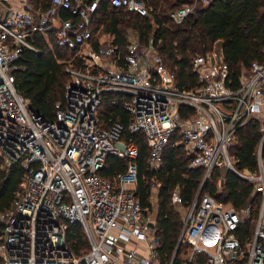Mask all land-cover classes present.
<instances>
[{"label": "built area", "instance_id": "2783aa9c", "mask_svg": "<svg viewBox=\"0 0 264 264\" xmlns=\"http://www.w3.org/2000/svg\"><path fill=\"white\" fill-rule=\"evenodd\" d=\"M36 0H0V156L24 170L13 207L0 212V264H161L156 219L135 195L137 146L124 131L141 133L148 147L147 165L157 169L171 138L183 148L189 168H203L200 186L190 202L178 189L171 203L181 213L182 226L168 264H264V161L262 142L257 170L236 167L231 149L236 132L250 119L264 121V62H252L236 88L228 85V65L218 49L197 55L192 68L197 86L181 90L174 74L152 46L134 41L121 59L111 41L92 46L91 13L101 0H50L42 12ZM195 0L171 13L182 22ZM115 8L147 14L141 0H109ZM61 10L78 19H61ZM31 32L53 34L56 45L73 53L85 69L71 66L65 103H57L55 118L46 119L15 86L14 62ZM124 97L131 118L99 125L102 94ZM264 140V133H263ZM127 159L124 171L111 179L99 171L108 155ZM232 171L251 182L261 195L258 217L246 238L238 230L250 219V207L236 208L203 192L215 169ZM221 183L219 182V186ZM79 224L88 248L75 255L67 231ZM188 251H182V248Z\"/></svg>", "mask_w": 264, "mask_h": 264}, {"label": "trees", "instance_id": "16d2710c", "mask_svg": "<svg viewBox=\"0 0 264 264\" xmlns=\"http://www.w3.org/2000/svg\"><path fill=\"white\" fill-rule=\"evenodd\" d=\"M147 14L126 11L113 7L109 0H101L91 13L90 30L92 46L99 50V40L103 35L111 37L116 53L122 59L128 46L134 41L142 47L152 46L160 55L163 64L174 74L176 86L190 90L197 86V75L192 68V60L218 49L228 65V85L236 88L242 72H247L252 62H264V0H211L199 3L180 23L171 18V13L195 0H141ZM50 6V0H36L35 9L42 12ZM61 19L78 18L61 10ZM52 45H48L43 33L31 32L27 41L36 49L23 47L14 62L15 86L34 111L53 120L57 103H65L66 85L72 76L66 71L70 62L66 57L73 53L59 48L53 34L49 35ZM71 66L85 69L80 59H74ZM125 97V96H124ZM121 94L105 92L98 109L99 125L107 128L118 121L126 128L130 114L124 106ZM264 121L250 119L236 132V141L231 149L236 167L254 172L257 170V149L261 142L264 161ZM126 141L131 140L139 155L134 160L137 166L135 195L144 208L152 209L150 200L153 188L157 189L156 236L161 264H168L172 257L181 230V214L171 203L172 193L178 189L185 204L197 192L204 175L203 168H189L188 157L183 148L175 145L173 136L161 155V165L149 169L147 165L148 147L141 133H123ZM128 160L110 154L99 174L111 179L117 172L124 171ZM24 170L19 162L7 166L0 156V212L13 207L16 194L20 191ZM219 182L221 185L219 186ZM203 192H207L219 202L236 208L250 207V219L238 230V236L246 238L255 224L261 205V195L254 191V185L241 179L232 171L217 168L211 179L206 180ZM67 242L75 255L88 248L79 224H72L67 231ZM184 248V247H183ZM175 264H179L181 250ZM1 263V259H0Z\"/></svg>", "mask_w": 264, "mask_h": 264}, {"label": "rangeland", "instance_id": "374dc122", "mask_svg": "<svg viewBox=\"0 0 264 264\" xmlns=\"http://www.w3.org/2000/svg\"><path fill=\"white\" fill-rule=\"evenodd\" d=\"M196 7V4L194 5V8ZM193 8V9H194ZM45 40H46V42L48 43V45H52V43L50 42V40H49V38L48 37H45ZM67 59H66V61L67 62H71V61H73V56H71V57H66ZM262 148H263V145L261 146ZM257 152H258V149H257ZM261 153H262V151H261ZM156 194H157V189L156 188H153V191H152V195H151V198H150V200H151V202H152V209H151V211L154 213V214H156V212H157V199H156ZM180 214L183 212V209H181L180 211ZM182 251L184 252H186V251H188L186 248H182Z\"/></svg>", "mask_w": 264, "mask_h": 264}, {"label": "crops", "instance_id": "0c3cea01", "mask_svg": "<svg viewBox=\"0 0 264 264\" xmlns=\"http://www.w3.org/2000/svg\"><path fill=\"white\" fill-rule=\"evenodd\" d=\"M6 11V6H5V4H3V3H1L0 2V14L1 13H3V12H5ZM38 12V11H37ZM61 12V11H60ZM111 37H109L108 35H103L101 38H100V40H99V43L100 44H104V43H107V42H109V41H111Z\"/></svg>", "mask_w": 264, "mask_h": 264}]
</instances>
